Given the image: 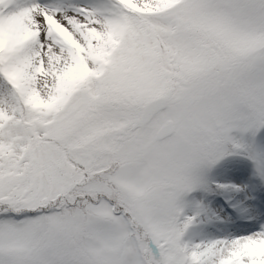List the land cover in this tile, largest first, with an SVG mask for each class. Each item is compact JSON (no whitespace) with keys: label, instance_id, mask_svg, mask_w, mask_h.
<instances>
[{"label":"snow or ice","instance_id":"snow-or-ice-1","mask_svg":"<svg viewBox=\"0 0 264 264\" xmlns=\"http://www.w3.org/2000/svg\"><path fill=\"white\" fill-rule=\"evenodd\" d=\"M0 264H264V0H0Z\"/></svg>","mask_w":264,"mask_h":264},{"label":"rangeland","instance_id":"rangeland-1","mask_svg":"<svg viewBox=\"0 0 264 264\" xmlns=\"http://www.w3.org/2000/svg\"><path fill=\"white\" fill-rule=\"evenodd\" d=\"M241 162L243 164V167L247 168V166H249V168H250V165L248 164L247 161H244L242 159L237 158L236 160L226 162L225 165L223 166L225 169H224V171H221V173L226 175L228 178L233 177L237 168L239 167V165H241L240 164Z\"/></svg>","mask_w":264,"mask_h":264},{"label":"bare ground","instance_id":"bare-ground-1","mask_svg":"<svg viewBox=\"0 0 264 264\" xmlns=\"http://www.w3.org/2000/svg\"><path fill=\"white\" fill-rule=\"evenodd\" d=\"M221 178H222V179H226V177H225L224 175H223ZM221 178H220V179H221Z\"/></svg>","mask_w":264,"mask_h":264}]
</instances>
